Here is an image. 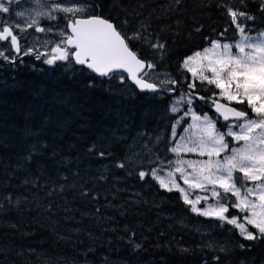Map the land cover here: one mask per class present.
<instances>
[{
  "label": "trees",
  "instance_id": "trees-1",
  "mask_svg": "<svg viewBox=\"0 0 264 264\" xmlns=\"http://www.w3.org/2000/svg\"><path fill=\"white\" fill-rule=\"evenodd\" d=\"M83 1L93 5L84 15L99 14L129 34L143 26L165 42L162 52L130 46L177 80L175 91L186 90L181 61L208 45L204 37L237 36L226 6L255 17L241 18L248 31L264 28L258 0ZM208 87L197 91L206 97L214 91ZM170 96L138 91L122 72L100 77L73 61L0 60V264H264V240L245 241L232 225L191 212L150 175L139 179L146 160L172 143ZM193 103L222 128L210 102ZM138 149L145 150L138 161L128 160ZM133 241L142 249L134 251Z\"/></svg>",
  "mask_w": 264,
  "mask_h": 264
},
{
  "label": "snow or ice",
  "instance_id": "snow-or-ice-1",
  "mask_svg": "<svg viewBox=\"0 0 264 264\" xmlns=\"http://www.w3.org/2000/svg\"><path fill=\"white\" fill-rule=\"evenodd\" d=\"M11 3L12 0L8 4L0 0V13L10 14ZM258 6L264 12V0H258ZM42 7L49 6L42 3ZM91 8V4L66 6L52 0L49 11L37 10L23 23L24 12H17L19 19L15 21L11 18L7 22L0 20V59L13 65L17 60L22 62L23 56L30 55H35L37 60L44 57L43 62L48 65L68 61L71 66L74 61L100 77L115 78L118 73L126 72L127 79L141 92L156 93L165 84L173 86L167 89L169 92L175 91L178 81L165 77L158 83L153 82L151 70L156 68V64L142 59L130 46L139 42L162 52L167 47L165 42L158 38L153 41V34L143 26L129 34L123 25L109 19L82 15ZM226 11L239 39L222 42L206 36L204 39L208 46L186 56L181 64L191 74L193 82L188 83L190 91L175 101L170 111L176 113L179 111L176 105L186 104L184 116H189L192 123L184 129L188 135L181 136L168 149L177 158L165 162L167 169L153 167L150 172L139 171L138 176L144 181L151 175L161 189L178 192L191 212L218 220L221 225H232L243 240L261 241L264 240V31L250 35L241 18L254 20L255 17L231 6H226ZM54 13H64L67 24L59 33L60 41L50 53L39 52L32 47L23 49L19 33L31 28L36 32L52 31L51 27H41L40 19L56 20ZM195 31L200 33L201 28ZM227 31L225 29L220 36L223 37ZM12 52L17 55H11ZM120 80L123 82L125 77L120 75ZM196 81L209 86V91L212 88L218 91H213L208 97L198 95ZM195 99L211 103L217 115L225 121L223 127L226 131L218 129L217 121L207 113L200 115L193 110ZM181 120L183 117L172 125L173 137L177 135L176 127ZM226 137H231L236 146L230 148ZM184 153H195L206 159H182ZM99 155L103 157L105 153L100 152ZM117 166L126 167L125 163ZM197 191L204 195L192 198ZM201 204L204 206L199 207ZM231 209L243 215H231ZM249 226L255 232L249 230ZM132 243L134 251L142 249L140 244ZM239 247L250 250L251 245L241 243ZM220 251L226 249L221 247ZM213 259L219 261L220 258Z\"/></svg>",
  "mask_w": 264,
  "mask_h": 264
},
{
  "label": "rangeland",
  "instance_id": "rangeland-1",
  "mask_svg": "<svg viewBox=\"0 0 264 264\" xmlns=\"http://www.w3.org/2000/svg\"><path fill=\"white\" fill-rule=\"evenodd\" d=\"M4 2L6 4H8L9 0H4ZM57 2L65 4L66 6H71L72 4H85V5H87L83 0H57ZM42 3H47L49 7H42ZM51 3H52V0H39V2H38V0H12V3L10 5L11 8H12V12L10 14L0 13V20H3L5 22H7L9 20V18H11L12 21H15V20L19 19L16 16V13L17 12H24V14H25L24 18L21 21L23 23V22H25V21H27L29 19V14L34 15L37 10L44 11V12L49 11ZM84 14H82V15H84ZM54 15L57 16L56 20H49L46 17L40 19V26L44 27V28L51 27L53 29L52 31H50V32H36L34 28H31V29H28L24 33H19V35L21 37V44H22V48L23 49H26L28 47H32V48H35L36 50H38L39 52H48V53H50L51 48L53 46H55V44L60 41L61 36L59 35V33H60V31L62 29H65V27H66L65 24H66V21H67V19H65V14L64 13H54ZM54 23H56V26L52 25ZM260 31H264V28L262 30H259V31H249V34L255 36ZM237 39H239L238 32H237V36H235L234 39H232V40H222L221 39V41L222 42H233V41H235ZM206 46H208V45H206ZM197 50H201V48L197 49ZM197 50H195V51H197ZM6 54H8V53H6ZM191 54H189V55H191ZM11 55L14 56L15 54L12 52ZM32 56L35 58V55H32ZM186 56H188V55H186ZM186 56H184V58ZM184 58H183V60H184ZM0 60H2V59H0ZM41 60H44V57H42ZM182 61H181V64H182ZM151 77H152V81L153 82H157V83L159 82L160 79H163L165 77L171 78L168 72L162 71V70H158V69L157 70L156 69L151 70ZM189 77L190 78H189V82L188 83L193 82V80L191 79L192 76H191L190 73H189ZM188 83H187V85H188ZM196 83H197V87L198 86L200 88L204 87V85H201L200 82L196 81ZM170 87H171L170 85L165 84L158 91L162 92L164 90H167ZM213 90L214 91H218V90H215L214 88H213ZM189 91L190 90L188 89V87H186V90H178V91L170 92L171 96H170V101H169V104H168V112H171L170 108H171V106L174 105L175 101H177L182 95L188 93ZM212 92H210L208 94V96H211ZM83 95L86 96L87 98H89V96L87 94V91H86V93L83 92ZM198 95H201V94L198 92ZM208 96H206V97H208ZM176 106L179 108V111L175 113L176 115H175L174 119L169 121L170 129H169V133H168V140H172V143L169 146H167V153L165 155H163V156L162 155H158V156H156V157H154L152 159L150 158L149 160H146L149 163H147V162L144 163V165H145L144 168H148V170H147L148 172H150V170L153 167H156L158 169L159 168L167 169L168 166H167V164L165 162L168 161V160H175L177 158L173 153L168 151V149L173 147L174 146V141L180 140L181 136H187L188 135L187 133H185L184 129L187 128L189 126V124L192 123V121H191V118L189 116H184V112L187 110V105L184 104V103H181V104H178ZM192 107H193V110H194V103H193ZM171 113H173V112H171ZM203 114H200V115H203ZM208 115L210 117H212L213 119H216V117H214L213 115H210V114H208ZM216 116L219 117L218 115H216ZM180 117H183V118L186 117L188 121H186L187 123L183 127H181L179 131L177 130V127H178V125H177V127H176L177 135L175 137H173V135H172V125ZM219 119L222 122L224 121L220 117H219ZM224 124H225V121L221 125L222 126V128L220 129L221 131H226V128L223 127ZM226 140L229 142L230 148L236 146L235 143L232 141L231 137H226ZM141 151H145V150L144 149H138V150H135V151L131 150L129 156L127 157L128 160L138 161V155H139V153ZM181 158L182 159H190V160L206 159V157H199L195 153H184V154H182ZM178 182H180L182 186L186 187V185H183L182 181L178 180ZM196 195H204V193H201V192H198V191L194 192L192 198H195ZM203 206H204L203 204L199 205V207H203ZM235 215L242 216L243 214L237 213ZM249 230H251V229H249ZM251 231L255 232L254 229L251 230Z\"/></svg>",
  "mask_w": 264,
  "mask_h": 264
},
{
  "label": "water",
  "instance_id": "water-1",
  "mask_svg": "<svg viewBox=\"0 0 264 264\" xmlns=\"http://www.w3.org/2000/svg\"><path fill=\"white\" fill-rule=\"evenodd\" d=\"M87 15H99V14H87ZM87 15H85V16H87ZM99 16H101V15H99ZM102 17V16H101ZM104 18V17H103ZM66 24H67V22H66ZM15 53V52H14ZM16 54V53H15ZM143 59V58H142ZM145 60V59H144ZM146 61V60H145ZM122 73H124L125 74V76H126V78H127V73L126 72H122ZM127 81L129 82V83H131V84H133L134 85V87L138 90V91H140L137 87H136V85L131 81V80H129V79H127ZM210 110L212 111V112H214L216 115H217V113L214 111V109L212 108V106H211V104H210ZM221 118V117H220ZM222 119V118H221ZM223 120V119H222Z\"/></svg>",
  "mask_w": 264,
  "mask_h": 264
},
{
  "label": "bare ground",
  "instance_id": "bare-ground-1",
  "mask_svg": "<svg viewBox=\"0 0 264 264\" xmlns=\"http://www.w3.org/2000/svg\"><path fill=\"white\" fill-rule=\"evenodd\" d=\"M67 22V21H66ZM14 53V52H13ZM15 54V53H14ZM15 55H17V54H15ZM73 63L75 64V62L73 61ZM77 65V64H76ZM79 66V65H78ZM172 77V76H171ZM160 90V89H159ZM171 113V112H170ZM224 122V121H223Z\"/></svg>",
  "mask_w": 264,
  "mask_h": 264
},
{
  "label": "flooded vegetation",
  "instance_id": "flooded-vegetation-1",
  "mask_svg": "<svg viewBox=\"0 0 264 264\" xmlns=\"http://www.w3.org/2000/svg\"><path fill=\"white\" fill-rule=\"evenodd\" d=\"M9 47H10V45H9ZM15 56V55H14Z\"/></svg>",
  "mask_w": 264,
  "mask_h": 264
}]
</instances>
